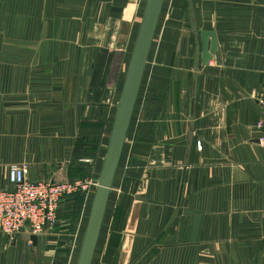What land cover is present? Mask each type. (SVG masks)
<instances>
[{"label": "crops", "instance_id": "1", "mask_svg": "<svg viewBox=\"0 0 264 264\" xmlns=\"http://www.w3.org/2000/svg\"><path fill=\"white\" fill-rule=\"evenodd\" d=\"M144 4L0 0V186L96 178ZM263 89L264 0L161 1L90 264H264ZM93 188L33 244L0 233V264H75Z\"/></svg>", "mask_w": 264, "mask_h": 264}, {"label": "water", "instance_id": "2", "mask_svg": "<svg viewBox=\"0 0 264 264\" xmlns=\"http://www.w3.org/2000/svg\"><path fill=\"white\" fill-rule=\"evenodd\" d=\"M161 1L162 0H145L142 15L137 27L126 67L120 95L116 103V110L113 116L106 148L102 157L96 184L92 192L75 264H90L109 192L111 179L121 151L122 142L125 137L126 127L129 121L138 82ZM199 37L201 42L200 61L205 63L211 52L216 49L215 37L211 30H200ZM181 181L178 188L176 204L179 202ZM172 216L173 213L168 219V222ZM164 227L151 238L145 247L138 253L137 257L141 255L152 242L158 239V237L163 232ZM29 239L33 244L35 242V234H29Z\"/></svg>", "mask_w": 264, "mask_h": 264}, {"label": "built area", "instance_id": "3", "mask_svg": "<svg viewBox=\"0 0 264 264\" xmlns=\"http://www.w3.org/2000/svg\"><path fill=\"white\" fill-rule=\"evenodd\" d=\"M257 100L259 114L255 126L264 130V89ZM25 172V163H10L7 184L0 186V233L6 236L23 228L35 234L52 226L62 201L73 199L76 192L85 195L96 184V178L89 176L29 179Z\"/></svg>", "mask_w": 264, "mask_h": 264}, {"label": "rangeland", "instance_id": "4", "mask_svg": "<svg viewBox=\"0 0 264 264\" xmlns=\"http://www.w3.org/2000/svg\"><path fill=\"white\" fill-rule=\"evenodd\" d=\"M95 179V178H94ZM96 179H97V176H96ZM94 189V188H93ZM93 191V190H92ZM91 200V199H90ZM67 201H69L68 203H69V205H72V206H69V207H71L72 209L71 210H73V211H76V209L78 208L79 209V213L81 212V210H82V214H81V217L83 216V208H82V205L80 204L79 205V203H77V204H75V201L73 200V199H69V200H67ZM88 201H86V203H87ZM67 203V204H68ZM89 204H90V202L89 203H87L85 206V212H84V217H85V221H86V217H87V212H88V209H89ZM76 208V209H75ZM83 217V218H84ZM64 226V227H63ZM62 226V228H60V230L62 231L61 232V245L62 246H64L66 249H67V252H68V254H69V251H72L73 252V250H74V248L72 247L73 246V237H75V235H74V233L73 232H71V230L69 231V229L66 227V225H63ZM83 226V225H82ZM84 229V228H83ZM82 232H83V230H82ZM74 235V236H73ZM78 248V247H77ZM75 252L76 253H74L75 254V257H77V252H78V249H75ZM75 260H76V258H75Z\"/></svg>", "mask_w": 264, "mask_h": 264}]
</instances>
